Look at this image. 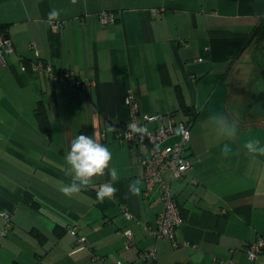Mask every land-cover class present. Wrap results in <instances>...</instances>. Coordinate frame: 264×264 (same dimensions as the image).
Listing matches in <instances>:
<instances>
[{
    "label": "crops",
    "instance_id": "obj_1",
    "mask_svg": "<svg viewBox=\"0 0 264 264\" xmlns=\"http://www.w3.org/2000/svg\"><path fill=\"white\" fill-rule=\"evenodd\" d=\"M103 12L115 21L103 25ZM263 16V0H0L13 43L0 62V264H264V247L254 260L245 251L264 241V153L245 147L264 144V43L253 36ZM130 93L140 116L191 121L193 166L171 182L183 216L173 240L152 232L164 203L158 186L144 192L143 144L121 139ZM144 125L154 134L161 120ZM80 132L111 149L116 177L106 168L69 195L65 156ZM108 181L117 191L97 200Z\"/></svg>",
    "mask_w": 264,
    "mask_h": 264
},
{
    "label": "built area",
    "instance_id": "obj_2",
    "mask_svg": "<svg viewBox=\"0 0 264 264\" xmlns=\"http://www.w3.org/2000/svg\"><path fill=\"white\" fill-rule=\"evenodd\" d=\"M101 23L107 25L115 21V17L111 12H103L100 14ZM62 24L60 22L52 23L54 29H59ZM13 51V43L10 37H5L0 33V62L4 65V54ZM202 60L201 58L199 59ZM33 70L38 73L52 74V67L45 62H34L32 64ZM24 68V66H23ZM69 81L76 87H84L85 83L81 79L67 74ZM126 103L130 109V118L127 122L122 124L120 135L121 139L142 143L145 149V154L142 160L145 188L144 192L148 194L154 187L158 186L164 208L157 217L156 225L152 228L153 234L157 238H167L173 240L175 229L182 223L183 216L177 205V202L172 195L171 182L174 179L181 178L192 168L193 161L187 155V150L191 138L190 123L185 121H176L173 118V113L164 119L162 115L153 116H140L138 102L133 94L126 96ZM160 119L161 126L157 129L156 133H147L143 136L139 133H132L129 128L130 123L145 124L147 121ZM165 121V122H164ZM176 140L166 149H161L159 145L168 138L175 136ZM170 173V182L164 179L165 173ZM9 219L10 215L5 214ZM126 217L131 219V214L126 212ZM9 223L3 229V234L8 231ZM70 233L75 235V230ZM126 236L131 240L132 232L127 231ZM130 242H128V246ZM264 247L263 240L249 243L245 247V251L250 259L254 260L258 257ZM148 255L155 259V251L151 250L148 253H142L141 259L144 260ZM123 264V263H119Z\"/></svg>",
    "mask_w": 264,
    "mask_h": 264
},
{
    "label": "clouds",
    "instance_id": "obj_3",
    "mask_svg": "<svg viewBox=\"0 0 264 264\" xmlns=\"http://www.w3.org/2000/svg\"><path fill=\"white\" fill-rule=\"evenodd\" d=\"M50 16H57L58 10H52ZM209 119L212 121L214 127L223 134L231 135L235 131V125L229 121L219 118L217 115H210ZM129 128L132 133H139L141 136L148 133L146 125L130 123ZM246 149L250 153H264V144H261L258 138H251L246 142ZM225 153L231 151L228 144L223 146ZM65 160L71 166L74 173L71 176L70 182L66 183L62 191L65 194H72L79 192L84 186L90 183L94 175H99L107 168L109 175L112 178L116 177V173L110 167L112 160L111 149L103 143H100L93 138L92 135H87L84 132L77 134L71 141V146L66 153ZM128 191L135 194L140 191L137 182L132 181L128 184ZM117 191V188L110 181L99 185L96 192V198L103 201L106 197L111 198Z\"/></svg>",
    "mask_w": 264,
    "mask_h": 264
},
{
    "label": "trees",
    "instance_id": "obj_4",
    "mask_svg": "<svg viewBox=\"0 0 264 264\" xmlns=\"http://www.w3.org/2000/svg\"><path fill=\"white\" fill-rule=\"evenodd\" d=\"M0 33H3L5 35V37L9 38V34L6 31L5 26H2V25L0 26ZM253 33H254L253 36H256V38H258V43H259V41H264V16H263V18H261L258 25L255 27ZM178 97L180 99H182V94L178 93ZM256 101L258 103H261L262 107H264V92H261V93L256 95ZM186 109H188V108H186ZM186 122L190 123L191 121H186Z\"/></svg>",
    "mask_w": 264,
    "mask_h": 264
},
{
    "label": "rangeland",
    "instance_id": "obj_5",
    "mask_svg": "<svg viewBox=\"0 0 264 264\" xmlns=\"http://www.w3.org/2000/svg\"><path fill=\"white\" fill-rule=\"evenodd\" d=\"M264 1V0H263ZM254 24V23H253ZM252 24V25H253ZM260 43H264V42H262V41H259ZM242 69L244 70V71H247V69L245 68V66L244 67H242ZM259 104H261V103H259ZM191 129V128H190Z\"/></svg>",
    "mask_w": 264,
    "mask_h": 264
},
{
    "label": "bare ground",
    "instance_id": "obj_6",
    "mask_svg": "<svg viewBox=\"0 0 264 264\" xmlns=\"http://www.w3.org/2000/svg\"><path fill=\"white\" fill-rule=\"evenodd\" d=\"M126 212H128V211L125 210V212H124V213H125V216H126ZM128 213H129V212H128ZM127 219H128V218H127Z\"/></svg>",
    "mask_w": 264,
    "mask_h": 264
}]
</instances>
